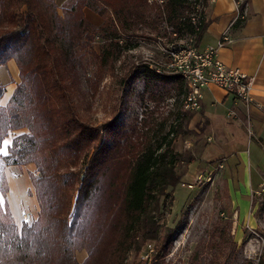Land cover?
Returning <instances> with one entry per match:
<instances>
[{"label": "rangeland", "instance_id": "obj_1", "mask_svg": "<svg viewBox=\"0 0 264 264\" xmlns=\"http://www.w3.org/2000/svg\"><path fill=\"white\" fill-rule=\"evenodd\" d=\"M87 1L84 17L99 28L90 42L75 47L68 56L65 82L74 108L83 121L98 128L101 142L109 143L107 132H113L122 147L154 144L169 126H175L176 133L169 139L178 153L177 173H182L177 186L168 187L159 198L123 264H264V177L248 159L253 147L246 142L224 146L211 136L203 120L195 126L193 117L189 122L183 118L191 105V93L187 77L179 72L192 70L189 49H197V34L183 31L179 36L160 0ZM74 2L54 0L52 7L61 16L63 8ZM191 9L189 18H195L196 28L205 12L202 0ZM50 38L58 44L65 39L55 32ZM107 48L111 56L99 67L96 56ZM180 82L184 92L178 97ZM199 110H193L194 117ZM22 133L28 129L9 131L7 136L13 139ZM188 154L195 157L190 164L186 163ZM221 154L226 161L218 158ZM50 157L48 149L42 148L26 164L5 165L0 159L3 240L13 234L9 225L20 235L24 224L38 219L35 179ZM258 166L264 170V156ZM75 196L71 188L61 187L58 192L57 203L66 219L72 214ZM63 238L71 259L85 262L88 249L83 242L69 235ZM1 249L2 245L0 264H6L5 259L1 261Z\"/></svg>", "mask_w": 264, "mask_h": 264}, {"label": "trees", "instance_id": "obj_2", "mask_svg": "<svg viewBox=\"0 0 264 264\" xmlns=\"http://www.w3.org/2000/svg\"><path fill=\"white\" fill-rule=\"evenodd\" d=\"M53 1L0 0V65L13 59L20 78L7 104L0 106V144L9 131L28 129V133L12 139L8 153L0 154V159L5 165L26 164L42 148L51 156L35 179L39 217L31 225L24 224L20 235L9 225L13 234L6 235L5 240L0 237L1 261L79 264L63 245V236L69 235L88 249V257L81 264H123L136 245L139 229L159 205V198L165 196L168 187L175 188L182 177L176 168L178 153L169 139L176 133L175 126H169L154 144L141 142L136 148L132 143L122 147L113 132H107L109 143L101 142L98 128L80 118L65 82L68 56L75 47L90 42L99 27L84 17L87 0H75L70 8H63L61 16L52 7ZM197 1L166 0L167 19L179 36L185 31L198 37L204 30V14L196 28L189 18ZM209 1L202 0V7L206 8ZM248 1H240L241 13ZM243 23L244 17L234 25L241 27ZM53 32L64 41L58 44L50 38ZM108 49L101 53L103 57L96 56L99 67L111 56ZM177 87L179 97L184 92L183 83ZM194 113L184 111V120L189 122ZM194 160L188 154L186 163ZM61 187L76 193L70 219L57 203Z\"/></svg>", "mask_w": 264, "mask_h": 264}, {"label": "crops", "instance_id": "obj_3", "mask_svg": "<svg viewBox=\"0 0 264 264\" xmlns=\"http://www.w3.org/2000/svg\"><path fill=\"white\" fill-rule=\"evenodd\" d=\"M240 1H209L204 12L205 28L197 37L196 47L203 50L207 46H216L223 35L229 36V43L217 49V59L254 78L253 104L246 108L223 89L210 84L202 89L200 110L195 117L194 113L193 123L198 126L203 120L211 136L224 146L236 142L250 144L253 150L248 159L253 160L255 171L264 177V170L258 166L264 156V0H249L243 13L239 10ZM243 17V25L235 26L236 20ZM18 82L19 69L13 59L0 65V85L3 86L0 106L6 105ZM230 111L234 115L229 116ZM11 143V136L2 140V156L8 153ZM218 158L227 160L223 154Z\"/></svg>", "mask_w": 264, "mask_h": 264}, {"label": "built area", "instance_id": "obj_4", "mask_svg": "<svg viewBox=\"0 0 264 264\" xmlns=\"http://www.w3.org/2000/svg\"><path fill=\"white\" fill-rule=\"evenodd\" d=\"M160 2L166 3V0H160ZM192 19L195 18H190L191 23ZM229 41V36L225 34L216 46H207L203 50L195 51L194 70L179 72L180 76L187 77L188 89L191 92V105H187V108L191 110L200 108L202 89L210 84L220 87L246 108L253 104L254 78L225 66L217 59V49L225 46ZM228 115L231 116L234 113L230 111ZM220 167L221 164H219Z\"/></svg>", "mask_w": 264, "mask_h": 264}, {"label": "bare ground", "instance_id": "obj_5", "mask_svg": "<svg viewBox=\"0 0 264 264\" xmlns=\"http://www.w3.org/2000/svg\"><path fill=\"white\" fill-rule=\"evenodd\" d=\"M189 50H192L191 51V54L193 55V58H194V60H193V58L191 59V62L193 63V65H192V70L191 71H193L194 70V62H195V51H198V49H196V48H191V49H189ZM192 57V56H191ZM188 66V65H187ZM183 68H184V66H183ZM190 71V72H191ZM187 72V71H186ZM185 77V76H184ZM186 78V77H185ZM186 81V80H185ZM191 93V92H190Z\"/></svg>", "mask_w": 264, "mask_h": 264}]
</instances>
